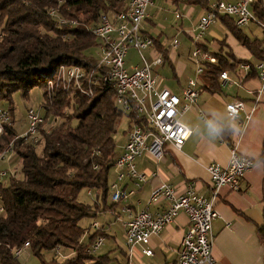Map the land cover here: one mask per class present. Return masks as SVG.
<instances>
[{
	"label": "trees",
	"instance_id": "obj_1",
	"mask_svg": "<svg viewBox=\"0 0 264 264\" xmlns=\"http://www.w3.org/2000/svg\"><path fill=\"white\" fill-rule=\"evenodd\" d=\"M172 1L202 7L207 3L206 0ZM129 2L0 0V105L11 114V124L0 135V154L21 133L14 122L13 93L28 98L32 89L41 86L44 95L39 107L43 121L37 130L39 139L34 142L23 138L12 143L22 162V177L10 175L0 180V202L5 206L0 214V264H22L14 250L27 242L41 264L108 263L109 255L88 252L104 232L99 228L92 233L81 221L92 219L95 209L102 207L104 211L109 205V171L119 152L115 141L118 122L122 117L127 118V132L135 124L148 127V122L138 113L136 102L131 101L128 112L116 103L118 92L107 79L109 67L97 66L102 42L94 36L92 27L98 24L102 13L112 19L115 14L125 12ZM254 7L263 19V9ZM216 19L253 58L241 60L222 47L211 52L217 63L204 62L203 71L212 82L208 88L220 92L223 71H233L248 63L247 77H259L256 68L264 61V29L261 28L262 36L254 37L244 32L232 16L220 14ZM153 40L155 46L158 39L153 37ZM201 48L209 52L208 48ZM161 50L164 64L168 50ZM61 64L94 70V95L56 86L47 94L48 82L54 79ZM26 109L28 113L30 107ZM261 152L258 162L264 166V143ZM84 189L96 192L101 202L89 204L79 199ZM262 192L264 205V182ZM262 219L256 231L264 244V210ZM57 247L61 248L63 257L55 252ZM47 251L53 253V259L45 258Z\"/></svg>",
	"mask_w": 264,
	"mask_h": 264
},
{
	"label": "crops",
	"instance_id": "obj_2",
	"mask_svg": "<svg viewBox=\"0 0 264 264\" xmlns=\"http://www.w3.org/2000/svg\"><path fill=\"white\" fill-rule=\"evenodd\" d=\"M217 1L220 0H206V6L202 7L198 4L186 5L184 2L174 4L172 0H152L147 8L148 17L142 22L143 30L145 34L158 39V42L146 49L145 54L149 61L159 56L162 60L161 49L168 50L166 61L164 64L160 63L155 71L159 78V88L172 90L181 96L188 81L195 78L200 96L198 103L182 114L181 121L192 131V135L184 141L183 148L179 149L169 143L165 146L164 158L161 161H154L147 153L136 159V169L147 175L143 183L136 184L133 178L128 177L117 181V171L110 169L109 205L104 211L102 207L95 209L92 219L83 224L89 226L91 220L99 222L104 232V243L96 253L109 255L107 264H178L180 243L189 227L186 213H179L172 224L166 225L158 234L153 233L147 246L136 244L128 247L124 237L127 225L125 222L133 215L148 209L156 216L164 210L165 201L155 206L148 205L151 191L162 183L174 186L179 193L191 185L197 194L214 200V207L219 215L213 220L212 247L213 258L218 264H264V244L260 242L256 231L258 225L263 222L264 210V166L258 162L264 143V94L258 97L261 80L255 76L247 77L248 69H245L243 64L233 71H227L232 82L224 84L221 78V90L216 92L208 88L212 82L203 71L204 62L201 66L192 59L194 47L208 48L211 55V52H218L222 47L233 52L235 57L241 60H253L251 52L242 47L233 35L227 33L219 19L215 18L203 37L197 38L199 17L206 13L209 4ZM222 1L230 3L238 0ZM167 5L175 10L181 5L189 8L187 15L191 13V17L186 15V18L178 22V30L174 24L169 23L164 13L163 8ZM179 16V13H176V17ZM244 32L250 34L246 30ZM174 41L178 42L175 46ZM129 50L125 65L132 69L133 66L140 65V61H133L134 56L131 57L130 53L136 54V51L133 48ZM200 67L202 70L198 71ZM201 81L204 83L200 84ZM234 100H242L245 108L239 111L237 119L230 120L225 114V109L227 103ZM123 131L121 139L116 142L119 152L123 150L127 139L126 127ZM236 146L238 153L253 158L255 163L242 177L238 191L224 187L218 189L215 195L207 166L211 162H216L222 167L227 165L231 157L230 150ZM113 184L117 185V191L126 190L132 193L121 198L119 202H114L112 194L116 190H113ZM95 193L88 191L87 195L92 198L93 203H100L101 199ZM147 248L152 249V255L144 253ZM28 260L29 256L25 259V264Z\"/></svg>",
	"mask_w": 264,
	"mask_h": 264
},
{
	"label": "built area",
	"instance_id": "obj_3",
	"mask_svg": "<svg viewBox=\"0 0 264 264\" xmlns=\"http://www.w3.org/2000/svg\"><path fill=\"white\" fill-rule=\"evenodd\" d=\"M151 3L152 0H130L125 12L115 14L112 19L102 13L98 24L92 27L94 36L102 42L98 48L100 60L97 66L109 67L107 79L115 85L118 92L116 103L128 112L131 109V101L136 102L138 113L147 118L150 127V129H144L135 124L130 128L124 151L117 157L113 166L120 171L119 180L126 176L133 178L136 184L143 183L147 177L145 173H140L136 169V159L140 158L143 153H147L157 162L164 158L166 144L173 143L179 149L183 148L184 141L192 135V131L181 121L182 114L191 110L198 103V96H200L195 78L188 81L181 96L172 90L158 87L159 78L155 71L162 60L160 56L151 61L148 60L145 50L152 47L154 40L153 37L144 33L142 26V22L147 16L146 10ZM255 5L260 6L264 14V0H238L230 3L220 0L217 3L209 4L206 13L199 17L197 38L203 37L205 31L213 23L212 21L220 14L234 17L240 27H245L253 22L259 23L264 29V21L259 20L258 14L254 11ZM50 13L54 14V11L51 10ZM177 44L178 42L174 41V46ZM130 47L134 48L140 57V65L132 69L125 65ZM192 59L200 65L206 61L216 63L214 55L207 51L204 52L201 47L193 48ZM200 70L202 67L198 71ZM257 70L261 79V87L258 91V97H260L264 94V61L259 63ZM94 73H96L94 70L86 71L79 65L61 64L54 79L48 82L47 93H50L56 84L63 83L68 86L73 84L75 86L73 89L86 96H92L94 94L93 87H95ZM221 78L224 80V84L232 82L229 74L225 71L221 73ZM244 108L245 104L242 100H234L232 103H227L225 114L230 120H235L239 116V111ZM41 115L40 108H30L26 115L27 127L22 133L16 134L15 138H25L37 142L39 139L37 130L43 123ZM10 116V111L0 105V135L6 125L11 124ZM12 142L14 141H11L0 154V160L14 151ZM236 148L237 146L230 150L231 157L227 165L222 167L218 163L212 162L207 166L215 195L218 189L224 187L238 191L241 188L242 177L254 165V159L238 153ZM7 172L6 169H0V180L10 176ZM113 188L115 189V186ZM177 190L172 185L162 183L151 191L149 204L154 206L165 201V208L156 216L149 210L139 212L125 223L127 230L124 237H126L128 247H133L136 244L147 246L153 233H160L166 225L173 223L179 213L183 212L188 215L189 227L182 243H180L179 256H177L178 264H218V261L213 258L212 247L214 241L213 220L219 215L218 210L214 207V200L197 194L191 185L182 193ZM131 193L118 190L112 195L113 201L118 202L119 199L129 196ZM4 209L5 206L0 202V214L4 212ZM91 225V229L98 227L97 222L94 221L91 222ZM97 238L88 252L94 253L103 245L104 239L100 236ZM29 246L30 243L27 242L24 246L16 248L14 255L19 256ZM55 252L59 256H64L60 247H57ZM144 253L152 255L153 251L147 248Z\"/></svg>",
	"mask_w": 264,
	"mask_h": 264
},
{
	"label": "rangeland",
	"instance_id": "obj_4",
	"mask_svg": "<svg viewBox=\"0 0 264 264\" xmlns=\"http://www.w3.org/2000/svg\"><path fill=\"white\" fill-rule=\"evenodd\" d=\"M240 1V0H239ZM129 4H130V2H129ZM163 10H164V13H165V15H166V17H168L167 19L169 20V23L170 24H174L175 25V28H176V30H178L179 29V27H180V25H179V23L178 22H180V21H182L183 20V18H186V15H187V13H188V10H189V8L186 6V5H181L180 7H178V10H175V8H173V7H171V6H169V5H167V6H164V8H163ZM197 11L199 10V9H196ZM147 11V10H146ZM192 11V10H191ZM176 13H177V15H178V13H179V17H181V18H177L176 17ZM196 16V14L194 15V17ZM146 17H148V11H147V16ZM187 17H191V13L189 14V15H187ZM194 17H192V18H194ZM191 18V19H192ZM259 18V17H258ZM259 20H261V21H264V19H260L259 18ZM178 24V25H177ZM243 28V27H242ZM261 28H263L259 23L257 24V23H251L250 25H246L245 26V28H243V30L245 31H248V32H250V34H253L254 35V37H258V36H262V30H261ZM180 38H181V36H180ZM130 50L129 51H131L132 50V48L130 47L129 48ZM134 49V48H133ZM92 52H94L95 53V49L94 50H92ZM138 54V52L136 51V54L133 52V54H132V52L130 53V56L132 57V56H134L133 58V61H135V62H137V63H139V61H140V57H139V54ZM216 61V60H215ZM208 62H210V61H208ZM262 62V61H261ZM261 62H259V63H261ZM212 63H215V62H212ZM216 63H217V61H216ZM140 64V63H139ZM259 65V64H258ZM258 65H257V68H258ZM139 66V65H138ZM246 66H248V67H246ZM133 67H135V66H133ZM137 67V66H136ZM244 68L245 69H249L250 68V64H248V63H246V64H244ZM256 68V69H257ZM225 72H227V71H225ZM258 73H259V71H258ZM234 75V74H233ZM233 75H232V77H233ZM235 76H236V74H235ZM259 79H260V73H259ZM261 80V79H260ZM203 84L204 82L203 81H201L200 82V84ZM261 85V84H260ZM56 86L58 87V88H60V89H64V90H71V89H73V88H75V86L73 85V84H71V85H64L63 83H59L58 85L56 84ZM159 87V86H158ZM46 89H47V87H46ZM45 89V91L47 92V90ZM160 89H162V88H160ZM80 92V91H79ZM93 92V91H92ZM81 93V92H80ZM48 94V93H47ZM84 94V93H83ZM94 95V94H93ZM92 95V96H93ZM13 100H14V102H13V105H14V109H15V116H14V122H15V126L17 127V131L18 132H21L22 133V131H23V129H25L27 126H26V124H27V122H26V115H27V109L26 108H28V107H30L31 109H36V108H38L39 109V107H40V105H41V103L44 101V95H43V87H41V86H37V87H35L34 89H32L30 92H29V97L28 98H23V96H20V94L19 93H17V92H15V93H13ZM118 104V103H117ZM119 105V104H118ZM121 106V105H120ZM122 107V106H121ZM124 108V107H123ZM68 111H70V108H68L67 109ZM149 125V124H148ZM147 125V126H148ZM127 126V118L126 117H122V119L118 122V125L116 126V135H115V137H116V142L118 141V140H120L121 139V137H122V135H123V133H124V129H125V127ZM134 126V125H133ZM132 126V127H133ZM143 127V126H142ZM50 127L49 126H46V129H49ZM144 129H150V127L148 126V127H143ZM129 133H130V129H129V132H127V139H128V136H129ZM127 139H126V141H127ZM15 140H17L16 138H14L12 141H15ZM13 143V142H12ZM126 143V142H125ZM118 144V143H117ZM126 145V144H125ZM124 145V146H125ZM124 146H123V150L121 151V152H119L118 153V155H117V157L124 151ZM12 149H13V147H12ZM18 155H17V153H15V151H11V153L8 155V156H6L4 159H2V160H0V169H6L8 172H9V174L10 175H17V176H20V177H22V175H21V172H20V170L22 169V162L20 161V159H19V157H17ZM116 157V158H117ZM246 157V156H245ZM249 158V157H248ZM253 159V158H252ZM117 160V159H116ZM115 163H116V161L114 162V164H113V166L115 165ZM212 163V162H211ZM254 163H255V161H254ZM111 167L112 169H114L115 171H117V181L119 180L118 178H119V173H120V171L118 170V169H115V167ZM139 171V170H138ZM8 172H7V174H8ZM111 172H113L112 170H111ZM126 177V176H125ZM124 177V178H125ZM127 178V177H126ZM129 178V177H128ZM123 179V178H122ZM121 180V179H120ZM136 182V181H135ZM113 186H115V189L113 188ZM113 186H112V188H113V190H116L117 189V185H115V184H113ZM124 191H126V190H124ZM116 192H117V190H116ZM127 192V191H126ZM87 193H88V190H86V189H84L80 194H79V199H81V200H83V201H86L87 203H89V204H92L93 203V200H92V198H90L88 195H87ZM115 193V192H114ZM151 194V193H150ZM113 195V194H112ZM123 198V197H122ZM120 200V199H119ZM115 202V201H114ZM119 202V201H118ZM149 205H151V204H149ZM153 205V204H152ZM158 205V204H157ZM155 206V205H154ZM146 210H148V209H146ZM146 210H144V211H146ZM150 211V210H149ZM143 212V211H142ZM141 213V212H140ZM90 219H87V218H85V219H83L82 221H81V224H85L86 222H88ZM130 220V219H129ZM128 220V221H129ZM97 222V225H98V227H93V229H99V228H101V226L99 225V222L97 221V220H91L90 222H89V226H88V229H90V230H93V229H91L92 228V225H91V222ZM128 221H126V222H128ZM125 222V223H126ZM126 230H127V225H126ZM125 233V232H124ZM101 237V236H100ZM102 238V237H101ZM104 239V238H103ZM125 239H126V237H125ZM29 248H30V246H29ZM28 248V249H29ZM28 249H26L22 254H20L18 257H19V259L21 260V262H22V264H25V259H27L28 258V256H29V260H28V262H27V264H41L40 263V260L36 257V255H34V254H32ZM97 251V250H96ZM45 254H46V256H45V258L46 259H53V257H54V255H53V253H50V252H45Z\"/></svg>",
	"mask_w": 264,
	"mask_h": 264
}]
</instances>
